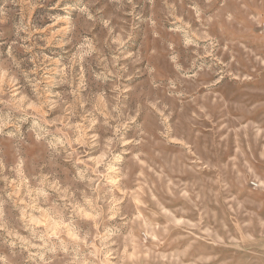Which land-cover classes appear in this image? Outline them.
<instances>
[{
  "label": "rangeland",
  "instance_id": "rangeland-1",
  "mask_svg": "<svg viewBox=\"0 0 264 264\" xmlns=\"http://www.w3.org/2000/svg\"><path fill=\"white\" fill-rule=\"evenodd\" d=\"M0 264H264V0H0Z\"/></svg>",
  "mask_w": 264,
  "mask_h": 264
}]
</instances>
